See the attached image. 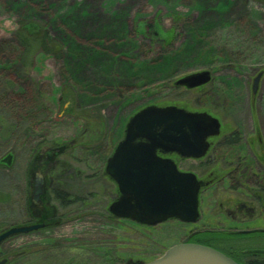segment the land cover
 Wrapping results in <instances>:
<instances>
[{
  "label": "rangeland",
  "instance_id": "rangeland-1",
  "mask_svg": "<svg viewBox=\"0 0 264 264\" xmlns=\"http://www.w3.org/2000/svg\"><path fill=\"white\" fill-rule=\"evenodd\" d=\"M29 23L49 34L57 57L36 52L23 65L15 54H0V159L14 157L11 169L0 168V231L48 227L9 238L0 253L10 264L160 257L199 228L110 218L117 189L104 174L106 161L128 119L149 105L204 108L243 129L264 126V0H0V45ZM205 70L212 76L205 91L174 86ZM256 166L248 158L243 167ZM38 173L44 191L34 203ZM55 190L81 199L80 206L63 207Z\"/></svg>",
  "mask_w": 264,
  "mask_h": 264
},
{
  "label": "water",
  "instance_id": "water-1",
  "mask_svg": "<svg viewBox=\"0 0 264 264\" xmlns=\"http://www.w3.org/2000/svg\"><path fill=\"white\" fill-rule=\"evenodd\" d=\"M261 77L259 73L252 82L253 95ZM210 81L211 73L205 70L177 79L174 86L194 90ZM219 127L218 120L208 114L176 106L149 105L134 113L105 164L104 174L118 194L108 213L146 227L171 220L188 225L197 223L199 181L192 173L180 172L173 161L159 154L199 159L207 150V138L218 135ZM43 187V175L38 173L32 193L34 203H39ZM43 227V224L11 227L0 233V244ZM194 234L168 248L160 257L141 264H239L217 249L190 242ZM6 263V259L0 260V264Z\"/></svg>",
  "mask_w": 264,
  "mask_h": 264
},
{
  "label": "flooded vegetation",
  "instance_id": "flooded-vegetation-1",
  "mask_svg": "<svg viewBox=\"0 0 264 264\" xmlns=\"http://www.w3.org/2000/svg\"><path fill=\"white\" fill-rule=\"evenodd\" d=\"M211 81L200 88L186 91L203 92ZM260 81L255 95L252 94L251 83L252 112L256 106ZM188 112L208 114L218 120L220 127L218 135L207 138V150L199 159L159 154L173 161L180 172L194 174L200 183L199 218L193 224L199 229L190 231L186 238L196 233L190 242L195 236L201 235L203 239H211L217 244L233 243L231 247L223 249L228 256L239 264H258L264 260V126L257 121L249 129H243L237 124L225 123L219 114L204 108ZM248 158L255 160V168L243 167ZM191 163L195 167L183 169L185 164ZM34 224L44 225L38 231L48 227L45 223L30 225Z\"/></svg>",
  "mask_w": 264,
  "mask_h": 264
},
{
  "label": "trees",
  "instance_id": "trees-1",
  "mask_svg": "<svg viewBox=\"0 0 264 264\" xmlns=\"http://www.w3.org/2000/svg\"><path fill=\"white\" fill-rule=\"evenodd\" d=\"M30 26H36V23H29L27 25L19 24V28L15 32V38L13 42H3L0 45V54H15L17 61L21 64L30 65L33 60V56L36 52H42L46 55L57 57L55 44L49 34L44 31L43 28L36 26V31H31ZM156 37V35H154ZM10 104V103H9ZM14 164V157L12 154L8 153L0 159V168L11 169ZM53 197L58 201L63 207L68 205H79L81 199L68 196V194L61 192L60 190L53 191ZM112 218V217H110ZM114 219V218H113ZM3 231H0V233ZM9 240V239H8ZM196 241L198 244L210 246L214 249H217L223 253L225 251L218 246L217 243L211 241V239H203L202 236H195L192 239V242ZM226 254V253H225ZM8 256H3V253H0V260L6 259L7 263ZM126 264H141L139 262L128 261ZM258 264H264V260L259 261Z\"/></svg>",
  "mask_w": 264,
  "mask_h": 264
}]
</instances>
